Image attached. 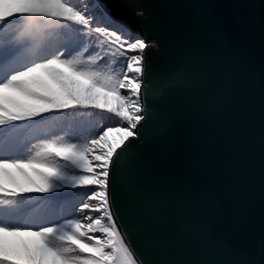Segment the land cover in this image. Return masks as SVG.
Here are the masks:
<instances>
[{
  "label": "snow or ice",
  "instance_id": "1",
  "mask_svg": "<svg viewBox=\"0 0 264 264\" xmlns=\"http://www.w3.org/2000/svg\"><path fill=\"white\" fill-rule=\"evenodd\" d=\"M114 6L0 0V264H144L113 206L155 43Z\"/></svg>",
  "mask_w": 264,
  "mask_h": 264
},
{
  "label": "water",
  "instance_id": "2",
  "mask_svg": "<svg viewBox=\"0 0 264 264\" xmlns=\"http://www.w3.org/2000/svg\"><path fill=\"white\" fill-rule=\"evenodd\" d=\"M133 7L113 15L155 47L119 226L144 264H264V0Z\"/></svg>",
  "mask_w": 264,
  "mask_h": 264
},
{
  "label": "trees",
  "instance_id": "3",
  "mask_svg": "<svg viewBox=\"0 0 264 264\" xmlns=\"http://www.w3.org/2000/svg\"><path fill=\"white\" fill-rule=\"evenodd\" d=\"M103 126L105 125V127H115L117 124V121H115V119H105ZM70 191H76V190H70Z\"/></svg>",
  "mask_w": 264,
  "mask_h": 264
},
{
  "label": "rangeland",
  "instance_id": "4",
  "mask_svg": "<svg viewBox=\"0 0 264 264\" xmlns=\"http://www.w3.org/2000/svg\"><path fill=\"white\" fill-rule=\"evenodd\" d=\"M77 1H78V0H72L73 3H76ZM91 1H92V0H82V2H80L78 5L83 6V4H90ZM76 4H77V3H76ZM93 119H95V118H93ZM103 124H104V122H103ZM104 127H105V125H104Z\"/></svg>",
  "mask_w": 264,
  "mask_h": 264
}]
</instances>
